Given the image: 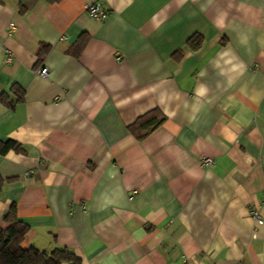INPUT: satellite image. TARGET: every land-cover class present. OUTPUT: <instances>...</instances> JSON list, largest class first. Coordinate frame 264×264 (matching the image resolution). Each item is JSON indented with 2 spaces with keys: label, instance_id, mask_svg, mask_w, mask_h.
<instances>
[{
  "label": "crops",
  "instance_id": "obj_1",
  "mask_svg": "<svg viewBox=\"0 0 264 264\" xmlns=\"http://www.w3.org/2000/svg\"><path fill=\"white\" fill-rule=\"evenodd\" d=\"M0 87V149L22 146L0 150V225L16 205L25 247L264 264V0H0Z\"/></svg>",
  "mask_w": 264,
  "mask_h": 264
},
{
  "label": "trees",
  "instance_id": "obj_2",
  "mask_svg": "<svg viewBox=\"0 0 264 264\" xmlns=\"http://www.w3.org/2000/svg\"><path fill=\"white\" fill-rule=\"evenodd\" d=\"M86 38L83 37L77 46V53L84 48ZM194 49L202 44L201 38L190 40ZM43 52V51H42ZM20 99V98H18ZM166 117L159 110H152L142 115L130 127L132 133L138 140H143L158 126ZM9 149L22 151L20 143L9 140L2 144L1 151ZM10 223L8 228L0 225V264H81V258L68 249L55 248L51 251L41 250L35 246L25 247L24 240L29 231V226L18 217L16 205H13L5 216Z\"/></svg>",
  "mask_w": 264,
  "mask_h": 264
},
{
  "label": "built area",
  "instance_id": "obj_3",
  "mask_svg": "<svg viewBox=\"0 0 264 264\" xmlns=\"http://www.w3.org/2000/svg\"><path fill=\"white\" fill-rule=\"evenodd\" d=\"M86 11L89 15L95 19L102 20L107 17V11L103 8L100 1H96L86 5ZM16 29V25L12 23L10 28L8 29V34L11 35ZM64 36L62 37V39ZM14 59V55L12 51L7 48L6 49V63H11ZM37 74L43 77H48L50 75V70L47 66H42L37 70ZM1 92V87H0ZM204 164L214 165V160L209 157L203 158ZM264 190L262 192V196L257 205H252L249 208V215L255 220V222L259 225L264 223ZM185 264H196L194 260H186Z\"/></svg>",
  "mask_w": 264,
  "mask_h": 264
}]
</instances>
